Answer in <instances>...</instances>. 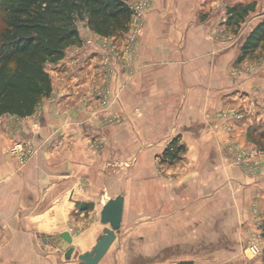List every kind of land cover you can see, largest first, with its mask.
<instances>
[{"label":"crops","instance_id":"crops-1","mask_svg":"<svg viewBox=\"0 0 264 264\" xmlns=\"http://www.w3.org/2000/svg\"><path fill=\"white\" fill-rule=\"evenodd\" d=\"M150 1L113 123L91 117L103 82L98 47L84 43L49 65L52 91L33 115L0 116V264H78L106 227L102 202L117 194L114 264H247L264 177L247 175L228 146L264 148V53L237 62L239 32L264 19V0ZM238 4L254 5L239 26L227 22ZM175 138L183 148L170 161L163 153ZM26 140L39 150L21 164L9 149ZM157 159L169 165L163 173Z\"/></svg>","mask_w":264,"mask_h":264},{"label":"trees","instance_id":"trees-1","mask_svg":"<svg viewBox=\"0 0 264 264\" xmlns=\"http://www.w3.org/2000/svg\"><path fill=\"white\" fill-rule=\"evenodd\" d=\"M128 1L0 0V116L29 117L51 94L45 67L61 61L69 47L81 45L79 22L101 37L125 33L132 17ZM253 10V4L229 7L227 22L239 26ZM258 49L264 51V19L245 35L237 62L253 57ZM176 138L163 153L170 161L183 148L175 144Z\"/></svg>","mask_w":264,"mask_h":264},{"label":"rangeland","instance_id":"rangeland-1","mask_svg":"<svg viewBox=\"0 0 264 264\" xmlns=\"http://www.w3.org/2000/svg\"><path fill=\"white\" fill-rule=\"evenodd\" d=\"M138 1H131L129 5L133 6L134 4H136ZM151 7V4L149 5L148 8L142 10V14L140 15L138 21L136 22V24H138L136 27L134 25H130L129 29L131 30V28H138V31H136L135 33L133 32L132 35L136 34V36H132L130 32H126L125 35L122 34V36L120 35L119 38H117L116 40L110 37L107 38H102L100 37L101 40L94 41V45H88L86 44V47L89 48H94L99 46V44H103L101 42H106V45L111 44L115 49H116V53L118 55V57H116L118 64L117 66H114L112 69L110 67H107L106 65H104V57H103V53H101L99 51V72L102 77V85L98 88L97 90V96H98V104H99V110L97 112V114H91V117H96L98 119L99 122H101V124L106 125V124H110L113 123V121H111V117L109 116L108 111L110 110V108L103 109L104 106L100 105V92L101 91H115L117 93H119L118 98L121 97L123 90L125 88V84L127 83L128 80H130V76L133 74L132 70H131V66H132V62L134 60L135 54H136V47H137V43L140 39V37L143 35V31H144V21H143V15L144 13L147 12V10ZM2 26V12L0 11V27ZM245 27H249L248 25H246ZM128 29V30H129ZM78 30L79 33L82 34L83 38H82V43H85L86 40L91 37V34L88 31V27L85 25L84 22H79L78 23ZM247 28L243 29V32H239V35L244 34L246 35V33L248 31ZM90 31V30H89ZM91 32V31H90ZM86 33V34H84ZM130 33V34H129ZM94 34V33H93ZM130 37L132 39H130ZM96 49V48H94ZM68 50H66L65 55L69 56L67 53ZM98 51V50H97ZM264 51L262 52L260 49L258 50V54L255 53L254 56L257 55H261L263 54ZM253 56V57H254ZM262 58H264V55L262 56ZM249 59V58H247ZM50 64H47L45 69L49 74V70L51 69L49 66ZM120 65V66H119ZM116 102V101H115ZM114 102V103H115ZM96 112V111H95ZM114 118V117H113ZM98 135V134H97ZM100 138V136L98 137ZM257 139L259 140V144L262 145L264 143V135L262 136H257ZM98 140V139H95ZM103 141V140H102ZM103 143V142H102ZM34 147L36 148V154L38 153L39 150V146L37 147L34 143H33ZM101 143L97 142V147L100 148ZM228 149L234 153H237L239 155V162L237 163V165H239L247 175L251 176V177H258V178H263L264 177V168L263 165L261 163V160L264 159V148L261 146V148H259V150H251V149H247V148H241L238 147L235 144H231L228 146ZM156 165H157V170L158 172H164L162 169H164L165 167L168 169V164L164 163L161 166V161H159L158 159L156 160ZM177 169V168H176ZM255 198H257V195H255ZM252 212H253V216H254V224L257 223L255 225V227L251 230H248V232L246 233V241L242 246V256L244 257V259L246 260L247 264H264V238L262 236L263 233V229H264V214L259 210V207L256 206V203H254L252 205ZM103 233V232H102ZM129 235V234H128ZM126 236V230H125V234L124 237ZM253 237H257V242L259 243L261 247V255L260 256H255L253 257V255H251L248 251V246L251 244V242L253 241ZM126 238H124L120 245L122 248V251L125 250L126 248ZM121 251V252H122ZM124 256L126 257V253L124 254ZM108 257L110 260V264H114V263H118L117 259H116V253H115V248L113 247L111 250L108 251V253L106 254V256H104V258L101 260V262H99V264H109L108 263ZM126 259V258H125ZM260 260V262L257 261H252V260ZM120 263L119 264H128V262L126 260H119ZM253 263H252V262ZM127 262V263H126ZM202 264H217V261H204Z\"/></svg>","mask_w":264,"mask_h":264},{"label":"built area","instance_id":"built-area-1","mask_svg":"<svg viewBox=\"0 0 264 264\" xmlns=\"http://www.w3.org/2000/svg\"><path fill=\"white\" fill-rule=\"evenodd\" d=\"M138 2L136 4H134L133 6H130V9L132 11V24L135 27L138 25L136 24V22L138 21L140 15L142 14V10L146 9L149 7V5L151 4L150 0H137ZM129 29V28H128ZM138 31V28H131L130 33L132 35V33ZM129 33V34H130ZM132 36H136V34L132 35ZM130 39H132L130 37ZM100 36L99 37H95L92 36L90 37V39L88 38L86 40V42L84 43L85 45H94V41H99ZM103 43L102 45L99 44L98 50L103 53V57H104V65H106L107 67H110L111 69L114 66H117L118 61L116 59V57H118L117 53H116V49L111 45V44H107L106 42H101ZM100 105L104 106L103 109H107L110 108L115 101H117L119 98V93L115 92V91H101L100 92ZM112 121V119H111ZM9 152L13 155H15L18 160L20 161L21 164H24L26 161H28L32 156H34L36 154V148L34 147L32 141L30 140H26L23 142H15L9 149ZM239 156V155H238ZM239 160V159H238ZM257 237H253V241L251 242V244L248 246V251L251 255H253V257L255 256H260L261 253V247L259 245V243H256Z\"/></svg>","mask_w":264,"mask_h":264},{"label":"water","instance_id":"water-1","mask_svg":"<svg viewBox=\"0 0 264 264\" xmlns=\"http://www.w3.org/2000/svg\"><path fill=\"white\" fill-rule=\"evenodd\" d=\"M123 205L124 198L122 194L108 197L102 202L99 220L106 227L103 229L102 235L97 238L92 249L78 255V264H98L102 260L121 229ZM60 237L65 243H71V236L68 231L61 232ZM72 250L71 247H68L66 251L68 256Z\"/></svg>","mask_w":264,"mask_h":264}]
</instances>
